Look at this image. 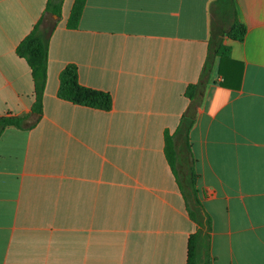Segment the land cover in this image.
<instances>
[{
    "label": "crops",
    "instance_id": "obj_1",
    "mask_svg": "<svg viewBox=\"0 0 264 264\" xmlns=\"http://www.w3.org/2000/svg\"><path fill=\"white\" fill-rule=\"evenodd\" d=\"M47 1L0 0V115L30 114L31 70L15 49L37 23L48 40L39 119L0 135V264H186L199 225L176 129L203 76L213 0H86L76 28L73 0H52L58 15ZM234 1L246 32L223 37L226 77L214 56L188 142L211 264H264V0ZM68 63L111 95L109 110L57 96Z\"/></svg>",
    "mask_w": 264,
    "mask_h": 264
},
{
    "label": "trees",
    "instance_id": "obj_2",
    "mask_svg": "<svg viewBox=\"0 0 264 264\" xmlns=\"http://www.w3.org/2000/svg\"><path fill=\"white\" fill-rule=\"evenodd\" d=\"M86 0H73L66 20L68 28L78 26L83 7ZM60 4H53L52 0L47 1L46 10L55 14L60 12ZM210 14V37L209 49L203 76L197 83H190L185 89V94L190 99L191 107L181 118L176 132L181 135L184 153L187 162L186 178L188 185V196L190 204L187 205L189 216L199 225L198 230L191 234L187 241L186 264H211L208 257L210 243L211 220L204 210L196 189V173L193 168V158L188 142V133L194 122L196 108L199 104L204 86V75L212 62L214 56H219L220 63L218 72L225 78L226 74L222 70L224 59L230 57V47L223 43V37L227 36L234 40H242L246 27L238 19L234 0H213L209 6ZM16 54L23 57L31 70L34 85V101L31 105L30 114L35 115V120L28 124L26 119L30 114L0 115V135L5 127H30L39 119L42 113V97L47 78V58L48 40L46 32L39 28L38 23L31 31L25 35L16 46ZM57 96L60 99L70 101L75 104L109 110L112 106L111 95L99 89L90 88L80 84L78 80L77 66L68 63L60 71ZM165 156L170 165L174 167V162L179 156V148L173 135L165 132L164 136Z\"/></svg>",
    "mask_w": 264,
    "mask_h": 264
},
{
    "label": "rangeland",
    "instance_id": "obj_3",
    "mask_svg": "<svg viewBox=\"0 0 264 264\" xmlns=\"http://www.w3.org/2000/svg\"><path fill=\"white\" fill-rule=\"evenodd\" d=\"M66 4H67V2L65 1V4H64V6H66ZM66 8V7H65ZM45 32V31H44ZM176 162V161H175ZM175 162H174V164H175Z\"/></svg>",
    "mask_w": 264,
    "mask_h": 264
}]
</instances>
